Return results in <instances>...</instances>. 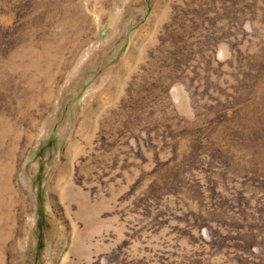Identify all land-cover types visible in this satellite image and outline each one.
<instances>
[{
	"label": "rangeland",
	"instance_id": "rangeland-1",
	"mask_svg": "<svg viewBox=\"0 0 264 264\" xmlns=\"http://www.w3.org/2000/svg\"><path fill=\"white\" fill-rule=\"evenodd\" d=\"M0 264H264V0H0Z\"/></svg>",
	"mask_w": 264,
	"mask_h": 264
}]
</instances>
